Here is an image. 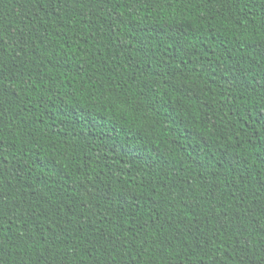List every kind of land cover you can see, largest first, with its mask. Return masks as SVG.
Masks as SVG:
<instances>
[{
  "label": "trees",
  "instance_id": "1",
  "mask_svg": "<svg viewBox=\"0 0 264 264\" xmlns=\"http://www.w3.org/2000/svg\"><path fill=\"white\" fill-rule=\"evenodd\" d=\"M0 264H264V0H0Z\"/></svg>",
  "mask_w": 264,
  "mask_h": 264
}]
</instances>
